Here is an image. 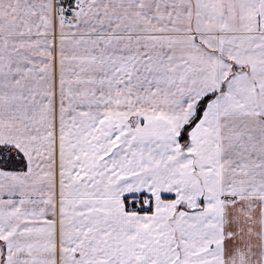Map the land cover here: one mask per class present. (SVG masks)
Returning <instances> with one entry per match:
<instances>
[{
  "label": "snow or ice",
  "instance_id": "6c2138e0",
  "mask_svg": "<svg viewBox=\"0 0 264 264\" xmlns=\"http://www.w3.org/2000/svg\"><path fill=\"white\" fill-rule=\"evenodd\" d=\"M0 264H264V0H0Z\"/></svg>",
  "mask_w": 264,
  "mask_h": 264
}]
</instances>
